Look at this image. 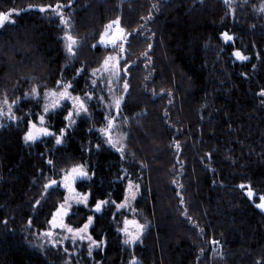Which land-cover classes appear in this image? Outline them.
<instances>
[{"label":"trees","instance_id":"16d2710c","mask_svg":"<svg viewBox=\"0 0 264 264\" xmlns=\"http://www.w3.org/2000/svg\"><path fill=\"white\" fill-rule=\"evenodd\" d=\"M261 1L72 0L64 8V14L72 11L77 37L91 38L73 71L99 69L116 51L98 43L110 21L119 18L131 34L120 62L121 80L129 84L120 116L130 120V156L104 144L89 119L68 130L61 145L51 137L26 144V128L9 127L0 135V264L65 263L64 247L46 244L41 251L32 236L46 231L65 196L58 186L45 192L44 184L76 163L95 173L76 185L92 192V206L99 199L121 203L128 178L142 183L139 207L147 219L142 242L127 247L113 219L116 206L106 205L90 227L106 244L82 264H130L134 258L138 264H264V212L255 206L264 194ZM56 2L0 0V12L19 13H13L15 24L0 29V100L7 96L32 108L24 84L53 88L68 72L59 17L33 10ZM225 31L233 42L223 41ZM237 49L250 59L237 60ZM102 118H95L96 128ZM49 122L57 132L65 127L60 115ZM241 184L251 185L255 200ZM88 216L79 208L66 221L80 227Z\"/></svg>","mask_w":264,"mask_h":264},{"label":"snow or ice","instance_id":"6c2138e0","mask_svg":"<svg viewBox=\"0 0 264 264\" xmlns=\"http://www.w3.org/2000/svg\"><path fill=\"white\" fill-rule=\"evenodd\" d=\"M72 0H69L68 5H64L57 0V2L53 4L47 5H36L35 7L41 13L51 11L56 16L59 17L60 23L64 26V34L62 36V40L64 42V46L66 52L69 57L75 58L77 56V49L80 46V41L78 38L72 33L71 28V17L65 16L64 8L71 7ZM225 4L229 3V0H224ZM33 7V6H30ZM157 5H153V8H156ZM264 12V7L260 9ZM234 12V10H233ZM13 13L19 15L16 9H11L8 12H0V29L4 28L6 23L15 24V20L12 19ZM151 19V16H149ZM131 35L130 33H126V30L120 26V20L117 18L114 21H110L109 24L105 26L104 32L101 33L99 44L105 47L112 46L114 49L119 48L120 53L125 52L124 43L127 41V36ZM223 41L227 44L229 42H233L235 37L229 34L227 31L221 33ZM97 45H92V47H96ZM151 48V45H149ZM233 56L243 62L247 61L250 58L245 55L241 50L237 49L233 52ZM121 55H109L107 56L102 64V69H94L92 75L95 76L97 72L101 70L109 72L111 75L115 77L118 81L121 79L120 76V61ZM84 69H78L77 75H80ZM127 72V68L124 70ZM93 86L95 87L96 81L93 80ZM112 81H109L111 84ZM123 88L125 93H127L129 89L128 81L125 80L123 84ZM73 83L71 81L65 82L63 80L57 81V88L56 89H48L41 91L40 86H33L28 93H25V97H32L34 99H43L44 104L41 109V113L38 114L35 119H28L25 122L26 131L24 133L23 139L26 144H35L37 141L51 137L55 140L56 145H61L64 142V137L68 134V130L76 123L75 117H79L82 113L87 114L89 109L86 101H90L93 97L91 93H85L84 96L80 95H73ZM260 96L264 97V89L261 90L259 93ZM103 99V97H100ZM124 97L114 98L113 104L119 112L121 107V103ZM70 102L71 109H68L67 104L64 102ZM18 104V100H13L9 103L7 96L3 100L2 104H0V117L7 116L8 119L13 121H18L20 118L15 116L13 111V106ZM7 106V111L5 112V107ZM58 109H64L66 115L64 116L65 127L60 128L59 131L54 130V125L49 124V120L51 119V115L56 113ZM47 117V119H46ZM107 120V124L105 127L99 129V132L102 136L106 139L108 145L112 148L116 149L121 156L123 157L124 154V145L122 143V139L119 136L114 137L113 131L115 129V117H105ZM3 125H0L2 127ZM100 148L98 144L96 146ZM176 147L179 148V143L176 144ZM49 165H53V160H47ZM95 175V173H91L88 167L83 163H76L71 165L69 168L60 169V179L49 178L48 182L44 184L45 192L47 190L53 188L54 186L62 187L66 191V195L64 196L63 202L60 203L55 212L52 213L51 219L48 220L49 229L47 231H43L40 233L41 236L48 238V240L52 243L53 246H56L58 243H62L58 239V233L56 232L57 229L61 230L62 232L67 233L63 237V240L71 239L73 245L79 242H88V255H92L93 247H100L106 244V241H98L93 238L91 233L89 232L90 227L93 224L94 216H88L87 222L84 223L80 227H73L70 224L65 222V218L69 217L73 204L76 205H84L87 206L89 203L90 198L92 197V192L89 191L87 193L79 192L76 189V183L78 180L83 179H91V176ZM247 187L246 195L249 199H255L257 197V193L252 189L251 185L245 186L244 184L240 185L241 189ZM139 184L135 183L131 178H128L126 194L124 200L117 204L114 200L109 199H99L96 200L94 203V207L92 211L94 213H101L104 210V207L109 204H113L116 206L117 211H120L125 208L131 207V201L136 199V196L139 192ZM259 203H256V207L264 211V194L258 196ZM183 203V201H181ZM40 201H36V205L38 206ZM135 211L134 209H132ZM185 214H187L185 212ZM115 214L113 219L115 220ZM5 225L7 221H4ZM29 226H31L32 221L31 219L28 221ZM147 228L146 224L141 223L138 219H129L127 217L123 218L122 226L118 228V231L123 234L124 240L123 243L126 245H135L138 241L141 240L145 230ZM203 233V230H201ZM214 244H218V241H212ZM203 251V250H201ZM64 252L67 253L68 249L64 248ZM130 264H138V261L134 258L130 261Z\"/></svg>","mask_w":264,"mask_h":264},{"label":"rangeland","instance_id":"374dc122","mask_svg":"<svg viewBox=\"0 0 264 264\" xmlns=\"http://www.w3.org/2000/svg\"><path fill=\"white\" fill-rule=\"evenodd\" d=\"M252 0H244V3L249 4L251 3ZM264 7V1H261L259 8V12L261 11L260 9ZM65 16H69L71 17V24H72V28L71 31L72 33L77 37L76 33H75V18L72 16V11H68ZM54 16H50V18H53ZM62 27V36L64 34V26L61 25ZM62 36H61V41L64 45V42L62 40ZM78 40L80 41V46L77 49V56L75 58L69 57L65 46H64V59L67 63V67H68V72L65 74L63 81L68 82L71 81L73 83V95H80V96H84L85 93H91L92 94V99L90 101H86L87 105H88V113L84 114L82 113L79 117H75L76 123H78L79 121H82L84 119H89L91 121V123L94 125V131H99L100 128L105 127L107 124V120L105 119V117H114L115 112H116V108L113 104V100L114 98H119V97H123V95L125 94L124 88H123V84L124 82H122V70L119 69L120 71V76L121 79L120 80H116L115 77L113 75H111L109 72L103 71L101 70L100 72H97L95 76L92 75V72L90 73H85V71L81 72L80 75H77V70L73 71V68H75L76 63H77V57L78 54L80 53V49L81 46L83 44V42L85 40H90L91 38L87 37V38H80L77 37ZM129 42V35L127 36V41L124 43V48L126 50V45ZM103 46V45H102ZM105 47V46H104ZM105 48H113L112 46H107ZM116 51L113 54L110 55H117L120 54L121 55V63L124 61L126 54L124 53H120L119 48L115 49ZM99 69H102L99 68ZM79 79H83L82 80V85L79 83ZM93 80L96 81V85L95 87L93 86ZM112 81L111 84H109V81ZM27 91L26 93H28L32 87H30L29 82H26L23 86ZM41 88V91L43 90H48V89H56V87L53 88ZM100 97H103V99H100ZM9 103H11L10 99L7 98ZM27 99L29 100H34L35 104L33 105V107H28L25 108L24 106H21V101H18L17 105L13 106V111L15 116L19 117L20 119L18 121H13L7 118V116H2L0 117V125H3L2 127H0V135L3 134L9 127L14 126V127H25V122L28 119H35V117L30 113L31 110L33 108L38 109V114L41 113V109L42 106L44 104V100L41 98L39 99V101L37 99H34L32 97H27ZM3 100H0V104H2ZM65 104H67L68 109H71V104L70 102L65 101ZM5 112L7 111V106L5 105ZM102 113V121H103V126L100 128H96V119L97 117H99ZM32 115V116H31ZM53 115H60L62 120H64V116L66 115V112L64 111V109H58L56 111V113H53L51 116ZM120 116V115H119ZM47 119V117H46ZM129 119L125 118L124 114L122 113L120 117H118L115 121V129L113 131V135L114 137L119 136L122 139V143L124 145V156H130L129 151L127 149V139H128V125H129ZM76 123L69 129V130H73L75 128ZM49 124L51 125V122H49ZM26 128V127H25ZM27 130V129H26ZM103 143L106 144L107 146H110L107 144L106 139L103 137ZM111 147V146H110ZM90 171V174L92 173L91 167L89 165H86ZM91 178H93V175L91 176ZM135 183L139 184L140 188H139V192L136 196V199L134 201H131V207L130 208H125L122 209L120 211H117V208L115 210V215H116V229L118 231V228L122 226V222H123V218L127 217L129 219H138L141 223L146 224L147 225V219L142 215L143 210L139 207L140 201H141V196L140 193L142 192V190L144 189V186L142 183H138L137 181H135L134 179H132ZM127 188V185L126 187ZM77 191H79L77 189ZM247 191V187L245 190V193ZM80 192V191H79ZM126 193V191H125ZM66 191H65V195H66ZM256 199V198H255ZM255 199H251V200H255ZM119 204V203H118ZM94 205L92 206L90 204V202L88 203L87 206H84L82 204L80 205H76L73 204V207L71 209V212H76L77 209L79 208H85L88 210L89 212V216H94V219L97 216V213H94L92 211ZM132 209H134L135 211H133ZM261 210V209H260ZM262 211V210H261ZM264 212V211H262ZM119 214H123L124 216H120ZM121 217V221L120 218ZM94 221V220H93ZM65 222L66 218H65ZM69 224V223H68ZM71 225V224H70ZM73 227H75L74 225H71ZM49 229V227H47L46 231ZM56 232L58 233V239L60 241H62V243H58L56 245V248L59 247H64L68 249V259L65 261V263L63 264H72L73 261H75V259H77L78 264H82L84 261L87 262L89 261V259L91 258V256L95 253H97V251H99L101 249V247H93L92 249V255L89 256L88 255V242L84 241V242H79L77 241V243L75 245H73L71 239L69 240H63V237L65 235H68L65 232H62L61 230L57 229ZM90 232V229H89ZM119 232V231H118ZM120 237H121V242H123L124 240V236L122 233H120ZM144 236V235H143ZM32 238L34 239V241L38 244L37 248L41 251L44 250L43 245L45 246L46 244H52L48 238H45L43 236H41L40 234H34L32 236ZM142 237L141 240L138 241L136 244L138 245L139 243L142 242ZM135 244V245H136ZM71 246V248H69L68 246ZM127 247H131L132 245H126ZM85 253V255L83 254ZM93 260H91L90 262H92ZM97 264V263H94Z\"/></svg>","mask_w":264,"mask_h":264},{"label":"water","instance_id":"95a60500","mask_svg":"<svg viewBox=\"0 0 264 264\" xmlns=\"http://www.w3.org/2000/svg\"><path fill=\"white\" fill-rule=\"evenodd\" d=\"M33 10L36 11V12H40V11L38 10V8H33ZM128 91H129V89H128ZM128 91H127V93H125V94L123 95L124 99H123V101H122V103H121V107H120V109H119V112H117V110H116V112H115V115H114V117H115V121H116V119L119 117V115H120V113H121L122 107L124 106V103H125L126 97H127V95H128Z\"/></svg>","mask_w":264,"mask_h":264},{"label":"flooded vegetation","instance_id":"af4514ba","mask_svg":"<svg viewBox=\"0 0 264 264\" xmlns=\"http://www.w3.org/2000/svg\"><path fill=\"white\" fill-rule=\"evenodd\" d=\"M76 185H77V183H76Z\"/></svg>","mask_w":264,"mask_h":264}]
</instances>
